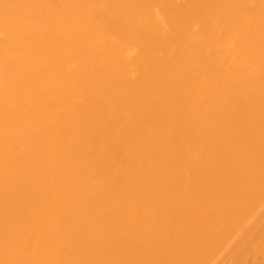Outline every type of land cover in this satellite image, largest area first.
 Instances as JSON below:
<instances>
[{
    "label": "bare ground",
    "instance_id": "bare-ground-1",
    "mask_svg": "<svg viewBox=\"0 0 264 264\" xmlns=\"http://www.w3.org/2000/svg\"><path fill=\"white\" fill-rule=\"evenodd\" d=\"M0 264H264V0H0Z\"/></svg>",
    "mask_w": 264,
    "mask_h": 264
}]
</instances>
